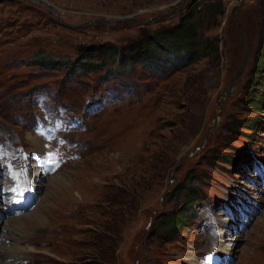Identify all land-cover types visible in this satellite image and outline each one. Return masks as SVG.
Returning a JSON list of instances; mask_svg holds the SVG:
<instances>
[{
	"label": "rangeland",
	"instance_id": "1",
	"mask_svg": "<svg viewBox=\"0 0 264 264\" xmlns=\"http://www.w3.org/2000/svg\"><path fill=\"white\" fill-rule=\"evenodd\" d=\"M187 2L0 0V138L9 139L0 143V219L6 224L35 208L40 217L0 235L6 244L15 239L21 263L194 264L183 253H208L205 220L218 228L220 219L241 218L234 264H264V109L243 106L239 96L264 36V0H219L216 16L198 26L207 55L179 67L129 68L124 86L103 76L110 61L65 77L58 67L41 71L26 62L40 48L63 58L81 45L119 46L172 23ZM161 12L167 14L156 16ZM104 87L116 90L98 106L95 93ZM115 93L116 105L107 99ZM51 103L42 122L20 119ZM81 112L85 123L72 124ZM258 114L262 122L248 134L243 117ZM76 140V155L65 156ZM58 149L51 178L59 177L50 184L53 171L43 162ZM20 176L31 188L18 191ZM190 189L198 194L194 203ZM172 211L180 226L170 229Z\"/></svg>",
	"mask_w": 264,
	"mask_h": 264
},
{
	"label": "trees",
	"instance_id": "2",
	"mask_svg": "<svg viewBox=\"0 0 264 264\" xmlns=\"http://www.w3.org/2000/svg\"><path fill=\"white\" fill-rule=\"evenodd\" d=\"M218 8L219 0H188L184 9L172 23L155 27L146 34L119 46L107 42L81 45L78 46L77 53L71 58L41 56L40 50H38L35 60L50 68L77 69L81 72L82 70L86 72L93 67L101 69L104 62L110 61L111 64L103 69V76L106 80L109 78L114 80L113 76H117L119 77V83L124 86L126 85L124 71L128 74L133 72L132 70H127L129 68H148L153 70L156 67L163 68L169 63L179 67L178 65H184L187 60L193 61L197 57L207 55L206 49L208 47L206 46L205 38L200 39L197 37L198 33H200L198 26H201L207 16L214 18ZM262 22V29L264 30V19ZM208 44H212V42L209 41ZM213 46V51L216 52V45ZM98 53L100 56L102 55V60L94 58ZM110 83L112 84V82H109L106 85ZM134 85L137 87L141 86L137 83H134ZM239 96L243 106H247L249 109L259 113L264 109V36L262 40L258 41L256 53L252 58L247 76L242 83V90ZM259 115L243 117V119L247 120L246 125L243 126L249 127L248 134L254 133L259 128L262 122ZM235 118L237 119V117ZM239 122L237 121L233 127L234 129ZM218 157L227 158L224 156ZM186 197L194 203L198 199V194L194 189H190L187 191ZM172 213L165 221L170 224V229L175 223L178 228L180 224L177 222L176 211H172ZM167 216L169 214L165 215V217Z\"/></svg>",
	"mask_w": 264,
	"mask_h": 264
},
{
	"label": "bare ground",
	"instance_id": "3",
	"mask_svg": "<svg viewBox=\"0 0 264 264\" xmlns=\"http://www.w3.org/2000/svg\"><path fill=\"white\" fill-rule=\"evenodd\" d=\"M60 69H61V73L62 74H60L59 77L64 76V74H66L69 71L68 69H64V68H60ZM56 172H57V170L53 171L49 175L47 181ZM33 173H34V170L31 169L29 171V174H33ZM58 177H59L58 175H55V176H53L50 179V181L56 180ZM43 182H45V179H44ZM53 183L54 182L52 181L50 184H53ZM19 188L21 189V186H19ZM41 188H42V183L39 182L38 183V186H37V190H41ZM35 206H37V204H35L29 210H32ZM36 209L37 208H35L34 210H32L29 213H26L25 215H23L21 217L11 218V219L7 220V223L6 224L3 221V219H0V235H3L5 238L7 236L10 237L11 233L8 232V230L11 229L12 227L10 228L9 226H17V225H20V224H24V222H26V221H28V222L33 221L34 219L40 220V217L38 216ZM27 211L28 210H26L25 212H27ZM25 212H23V213H25ZM23 213H21V214H23ZM21 214H18V215H21ZM18 215H15V216H18ZM9 216L10 217H13L11 215H9ZM9 216L5 217V215H4L3 218H8ZM235 221L236 222H240L241 221V218H238ZM14 230H16V229H14ZM16 233H18V232H16ZM218 236H219L220 239L223 240V243H224V246H225V249H226V256H225L222 264H234V257H233V253H232L233 251L231 249L232 248L231 245L234 242H236V239H237L238 236L236 235V233H231L230 235H226L227 237H224V234H223V231L222 230H219L218 231ZM210 240H213V239L210 238ZM13 241L9 242V244H6L5 242H0V264H23V263H21V261L17 260V257H18L17 254H19V252L21 251V248H19V247H12V245L15 243V239ZM17 244L20 245V243H18V242H17ZM186 257L187 258L190 257L191 259H194V256L192 254H189Z\"/></svg>",
	"mask_w": 264,
	"mask_h": 264
},
{
	"label": "water",
	"instance_id": "4",
	"mask_svg": "<svg viewBox=\"0 0 264 264\" xmlns=\"http://www.w3.org/2000/svg\"><path fill=\"white\" fill-rule=\"evenodd\" d=\"M165 14H167V13H165V12H161V13H158L156 16H158V15H165ZM152 18H154V17H152ZM152 18L149 17V18H148V21H150ZM243 65H244V61H241V63H240L239 66H238L237 72L232 76V78H238V74H239V72L241 71Z\"/></svg>",
	"mask_w": 264,
	"mask_h": 264
}]
</instances>
